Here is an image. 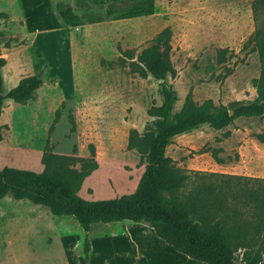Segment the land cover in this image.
Masks as SVG:
<instances>
[{"label":"rangeland","instance_id":"rangeland-1","mask_svg":"<svg viewBox=\"0 0 264 264\" xmlns=\"http://www.w3.org/2000/svg\"><path fill=\"white\" fill-rule=\"evenodd\" d=\"M163 28L169 31L172 72L165 82L174 95L172 112L187 94L196 103L226 106L255 97L252 80L260 66L250 40V0H0L3 92L27 74L39 72L43 81L23 106L2 103L0 168L79 172L91 159L95 166L77 187L79 196L132 192L144 159L127 144L151 124L147 109L162 95L152 76L114 61L121 50L135 55L149 46ZM263 130L264 114L237 117L217 130L199 125L165 146L173 165L189 175L186 221L216 238L235 264L247 263L264 229V142L256 138ZM52 154L71 159L61 164ZM0 264L205 263L127 213L84 232L73 212L55 214L9 192L0 199Z\"/></svg>","mask_w":264,"mask_h":264},{"label":"trees","instance_id":"trees-1","mask_svg":"<svg viewBox=\"0 0 264 264\" xmlns=\"http://www.w3.org/2000/svg\"><path fill=\"white\" fill-rule=\"evenodd\" d=\"M250 9L254 21L250 40L260 66L258 76L252 80L256 95L250 101H232L227 106L215 105L210 99L196 103L187 94L179 110L172 112L174 95L165 82L167 74L172 72L167 28L155 34L151 38L152 43L140 48L135 55L132 49L119 51L114 64L126 66L129 72L137 73L141 77L149 74L156 80L161 79L158 85L162 100L160 104L147 109V114L153 118L151 124L146 126L141 137L130 138L127 144L128 149H134L144 159L143 171L132 192L95 200L79 196L76 193L77 187L95 166L94 161L85 159L83 169L79 172L62 167L40 172L9 166L0 168V199L10 192L44 203L55 214L73 212L84 232L110 216L127 213L133 221L153 228L156 236L184 255L205 264H235L229 252L216 238L186 221V187L189 175L176 168L164 151L172 137L199 125L206 124L217 130L237 117H261L264 114V0H250ZM22 42L20 40L15 44ZM3 46L9 47L7 43ZM221 52L223 49L219 50V55ZM4 63L5 60L0 57V69ZM41 84V76L37 72L19 78L13 87L3 92L0 70V113L4 99L25 104L33 99L35 90ZM48 130H51V126ZM256 138L264 142V130L256 134ZM47 142L46 139L44 149ZM89 148L92 149L91 145ZM49 156L61 164L71 159L66 155ZM88 251L89 243L85 236L82 244L83 262L87 259ZM246 264H264V232Z\"/></svg>","mask_w":264,"mask_h":264},{"label":"crops","instance_id":"crops-1","mask_svg":"<svg viewBox=\"0 0 264 264\" xmlns=\"http://www.w3.org/2000/svg\"><path fill=\"white\" fill-rule=\"evenodd\" d=\"M54 23H58V22L54 21ZM3 59H4V58H3ZM4 60H5V59H4ZM4 64H5V63H4ZM4 64H3V65H4ZM2 67H3V66H1V69H0V70H1L2 84H3V81H5V80H4L3 73H2ZM33 74H34V73H33ZM27 75H31V74H27ZM24 76H26V75H24ZM21 77H23V76H21ZM21 77H19V78H21ZM19 78L14 79V80L12 81V83L9 84V89H10L11 87H13V86L17 83V81H18ZM41 80H42V78H41ZM42 84H43V81H42ZM42 84H41V85H42ZM41 85H40V86H41ZM40 86H39V87H40ZM39 87H38V88H39ZM38 88H37V89H38ZM9 89H8V90H9ZM37 89H36V90H37ZM36 90H35V92H36ZM5 92H6V91H5ZM34 96H35V94H34ZM33 98H34V97H33ZM4 100H5V99H4ZM4 100H3V101H4ZM9 100H11V99H9ZM31 100H32V99H30V100H28V101H31ZM11 101H12V100H11ZM28 101H27V102H28ZM12 102H13L14 104L16 103V102H14V101H12ZM27 102H26V103H27ZM26 103H25V104H26ZM15 105H17V106H23L24 104H18V103H16ZM1 114H2V109H1V113H0V115H1ZM263 232H264V229H263V231L261 232V234H262ZM259 236H261V235H259ZM255 247H256V246H255Z\"/></svg>","mask_w":264,"mask_h":264},{"label":"water","instance_id":"water-1","mask_svg":"<svg viewBox=\"0 0 264 264\" xmlns=\"http://www.w3.org/2000/svg\"><path fill=\"white\" fill-rule=\"evenodd\" d=\"M157 81H158V82H160V81H161V79H158Z\"/></svg>","mask_w":264,"mask_h":264}]
</instances>
